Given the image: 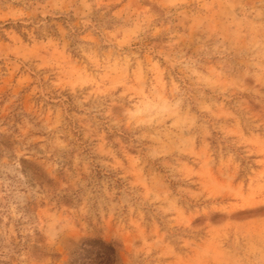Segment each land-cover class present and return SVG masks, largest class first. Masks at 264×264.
Wrapping results in <instances>:
<instances>
[{"label":"rangeland","instance_id":"rangeland-1","mask_svg":"<svg viewBox=\"0 0 264 264\" xmlns=\"http://www.w3.org/2000/svg\"><path fill=\"white\" fill-rule=\"evenodd\" d=\"M264 264V0H0V264Z\"/></svg>","mask_w":264,"mask_h":264},{"label":"trees","instance_id":"trees-1","mask_svg":"<svg viewBox=\"0 0 264 264\" xmlns=\"http://www.w3.org/2000/svg\"><path fill=\"white\" fill-rule=\"evenodd\" d=\"M117 257L115 246L101 238H86L73 251V264H112Z\"/></svg>","mask_w":264,"mask_h":264}]
</instances>
